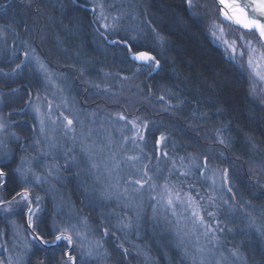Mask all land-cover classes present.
I'll list each match as a JSON object with an SVG mask.
<instances>
[{
	"label": "trees",
	"instance_id": "1",
	"mask_svg": "<svg viewBox=\"0 0 264 264\" xmlns=\"http://www.w3.org/2000/svg\"><path fill=\"white\" fill-rule=\"evenodd\" d=\"M101 5L105 21L117 23L112 18H119L115 30L101 27ZM223 23L215 0H194L191 9L186 0H0V27L12 26L0 38V122L7 125L0 130V155L9 153V170L21 166L22 159L25 167L24 158H30L33 166L25 168L46 177L36 182L30 173L24 183L13 172L7 187L0 189L1 200H11L24 187L41 196L35 232L51 240L57 229L75 225L90 243L84 253L93 251L83 264H195L188 236L178 243L161 218L144 211L135 217L128 203L120 207L113 199L104 200L82 160L79 167H70L68 157L58 151L44 152L31 105L41 92L42 78L23 55L34 52L83 108L107 102L123 116L138 121L143 116L149 122L142 127L141 143L149 164L146 177L154 178L157 187L176 166L168 157L172 161L178 153L187 163L199 158L200 167L192 164L196 173L187 187L200 189L204 202H215L208 211L217 220L213 234L218 249L215 254L206 247L207 259L264 264V91L253 85L245 62L231 58L214 39V24ZM224 26L229 35L242 31ZM109 40H127L133 52H151L160 67L153 71L148 63H136L124 45ZM21 61L15 74H3ZM161 135L166 139L158 145ZM205 161L221 176L227 170L223 185H214L216 201L202 181ZM13 204L11 211L0 212V259L8 252L21 256L22 264H64L67 244L46 247L31 241L27 205ZM249 214L254 227L248 226ZM129 220L130 227L121 233L120 222ZM82 238H76L81 249L86 242Z\"/></svg>",
	"mask_w": 264,
	"mask_h": 264
},
{
	"label": "rangeland",
	"instance_id": "2",
	"mask_svg": "<svg viewBox=\"0 0 264 264\" xmlns=\"http://www.w3.org/2000/svg\"><path fill=\"white\" fill-rule=\"evenodd\" d=\"M215 2L216 6H218L219 8L220 17L224 20V23L222 26L214 24L212 32L215 33V35H213L214 39L225 49V51L231 58L235 59L237 56L245 62L248 71L252 75V81L254 82L253 85H255V87H258V89L263 92L264 80H260L258 77H256L253 73V70L248 67L247 61L249 58V51L246 47V43L248 41H251L252 45L258 51H264V42L260 41L257 32L245 30L233 24L231 21H228L221 14V7L217 0H215ZM103 15L106 17V14ZM99 16H101V10H99ZM104 23L109 22L105 21V19H100V25L102 28ZM225 23L237 27L242 31L239 32L238 30L235 32V34L229 35L227 33V30L229 29L224 26ZM221 28H223V31H221ZM241 37H243V39H241ZM247 37L249 40L247 39ZM225 41H227L228 43L226 44ZM233 41H235L236 45L235 53H233L231 48L228 47V44H231ZM241 51H243L244 53L243 56H241L240 54ZM27 60H30L34 64L42 78L41 92L34 98L31 105L36 117L38 116L39 126L37 130H39L40 139L43 140L47 145L46 146L44 144V152L52 151L53 153H55L56 151H58V154H62L64 157L66 156L65 153H69V156L75 155L77 159L79 161L82 160L88 168L87 158L82 155L80 148L81 144L84 142L83 137H86L89 130H91V137H87V142L92 143V141H95L96 144L104 147V151L98 154L97 160L102 161L105 158H108L109 168H114V163L111 160V156L114 153L115 160L119 161V168L115 169L111 175H109V173L105 171L103 167H101L99 170L88 171V174L90 173L92 175V181H94V184L99 185L98 194L104 200H115L117 203H119L120 207H122L123 204L126 205L128 203V208L129 210L133 211L135 217H138L140 215V212L144 211L150 217L157 216L161 218L160 222H164L166 225H168V227L173 229L174 234H176L178 243L181 242V240L184 241L188 236L189 241H193L191 243L193 248L188 247V250H190L192 253V257L190 258V260H192L193 263L222 264L218 259L214 261L210 260L211 257L209 256V252L206 251V247H209L214 250L215 254H217L218 249L217 242L214 241L212 244L208 243L209 240H212L213 228L214 226L216 227L217 222L213 215H208V213H211L208 210L214 206L215 202H204L205 197L197 186L196 187L199 190H196L195 187H187L189 185V182H187L189 181L188 179H190V177L193 179V174L196 173V171L191 170L192 164L200 167L199 158L198 160L194 159L188 161L189 163H187L186 161L184 162V159L181 158V155L178 153H176V157L172 156V161H170L168 157V162L170 163V165L173 162L176 166L173 167L174 165H172V172L168 173L164 180L162 176L160 182L163 184V186H161V184L159 183L160 186L158 185L157 187V183L154 178L148 180L146 177V173H148L147 165L149 164H147L148 160L144 153V144L141 143L142 140L139 139V136L142 135V131L140 130L143 127L139 124V121L141 123H143V121L144 123L147 122V124H149V122L144 120L143 116L141 117L142 120L139 119V121L136 117L133 118L132 116H124L126 119L122 120V122H124L125 124L122 125L121 123L117 124L115 120H121L119 119V116L123 114H120L117 110H114V106H107V102H105V105L94 104L96 105L94 106V108L87 107V109H85L83 108V106L78 104L76 96L71 93V90L69 91L67 86H64V84L60 83L59 79H57L56 73H54L49 68V66H47L41 58H39V56L32 52L31 54H29V59L24 58V61L27 62ZM41 65H43V68L41 67ZM259 70L261 74L264 75V61H261ZM114 77L118 76L114 75ZM59 85L63 86L59 88ZM81 91H83V89ZM36 109H39V111L37 112ZM64 117L73 119V128L75 129L74 133L68 132L67 135L65 134L66 129L64 127V124L66 123V120L64 119ZM41 119H43L44 121L43 132H41ZM133 122L139 127L134 128ZM131 136L133 140H135V143H133ZM125 137H127L128 139L125 140ZM109 141H111V144H109ZM1 145L2 141L0 139V146ZM51 145H55V147L53 148L51 147ZM69 150L72 151L69 152ZM129 157H137V159L129 160ZM65 158H67V156ZM24 159L26 160L25 167L33 166L34 160L30 158ZM204 165L205 167L201 171V175L203 178L202 181L204 183H207V185H205V188L209 191H207L208 197L214 196V201H216V199H219L217 188H220V186L223 185L221 181L222 179L225 180V172L222 173L221 176V173L219 171H216L211 167L212 165L210 166L205 163ZM72 166L75 168L77 167L76 165H70V167ZM182 173H186V175H183ZM158 175H160V173ZM96 176L100 177L99 180L96 179ZM136 180L147 181V183H145L144 186L141 187L140 185L134 183V181ZM217 182L219 186L216 185V188L214 187V185ZM150 185H155V187L152 188L150 187ZM165 185H167V188L171 189L173 192H179L181 194V198L186 203L190 200L193 206L200 211L201 215H203L205 225L209 226L211 228V231H209L208 227L197 226L196 231L193 232V224L190 219V212L185 213L183 207H177L176 211L178 213V216L176 217H173L170 211L164 210L163 205L160 203V197L166 196L167 194ZM185 185L187 187L186 191L183 190ZM135 189H138V191ZM189 189H194L195 191H193L195 193L191 190L189 192ZM125 190H127V192H125ZM31 196L33 198V206L35 207V197L33 195ZM152 197H156V199H152ZM41 203L42 202L40 196L39 207L41 206ZM12 206H14V204H12ZM153 206L157 208V213L155 215L153 213ZM227 208H229V204H227ZM4 211L5 210L0 207V212ZM40 213L41 211H39L33 217V219H35ZM130 220L128 224L120 222L119 231H121V233L124 232L125 229L123 225H129L130 227ZM177 220H180L181 222L177 223ZM205 232H208L207 237L204 235ZM29 235L30 240L34 241L30 233ZM123 235V237L126 238L127 234L124 233ZM82 236V239L86 241L83 243L82 249L80 248L79 243L76 241V238L78 237H73L74 247L69 248V246L67 245L66 251H70L71 254L77 258L76 264H78V261L80 260L79 256L81 257V254L85 252L86 248L89 246L88 244H90L87 243V240L85 239L86 234L83 233ZM191 236L193 238H191ZM197 236H199V242H197L196 240ZM2 245L3 243L0 242V248ZM5 255L6 259H0V264L23 263V259L21 258V256L16 255L15 253L13 254L6 252ZM207 255L210 257V259L208 258L209 260L206 258L208 257ZM64 264H66V261H64Z\"/></svg>",
	"mask_w": 264,
	"mask_h": 264
},
{
	"label": "snow or ice",
	"instance_id": "3",
	"mask_svg": "<svg viewBox=\"0 0 264 264\" xmlns=\"http://www.w3.org/2000/svg\"><path fill=\"white\" fill-rule=\"evenodd\" d=\"M220 5L223 7L221 8V14L228 20V21H233L235 24L242 26V28L250 31H255L258 33L259 39L261 42H264V0H219ZM187 7L191 9L193 6V0H186ZM103 6L101 5V16L100 19H107L103 15ZM95 9H93L94 11ZM250 13H255V15H251ZM113 21H117V23H104L103 28L104 29H112L115 30L118 27V17H113ZM11 25H7L5 27H0V38L6 37V30L11 29ZM99 31V29H97ZM221 31H223V28H221ZM215 35V33H213ZM158 39L163 42L164 37L159 36V33H157ZM243 39V37H241ZM112 44H121L124 45L132 58L137 61L145 62L148 63L149 66L153 68V71H156L160 67V60L157 59L155 55H152L151 52L148 51H132V45L128 43L127 40H115V41H110ZM227 44L228 42L225 41ZM228 47L231 48L232 52H236V45L235 41H233L231 44H228ZM246 47L249 51V58L247 61L248 67L253 70V73L256 77H258L260 80H264V75L261 74L260 72V66H261V61H264V51H258L253 45L251 41H248L246 43ZM241 56H243V51H241ZM24 56L26 59H29V53L25 52ZM24 64V61H21L20 64H17L15 68L11 70L10 73H3L5 76H8L10 74H15L17 70L21 69L22 65ZM43 68V65H41ZM12 91H15L13 89ZM253 91H255V88H253ZM161 100H163V97H160ZM38 112L39 109H36ZM66 120V123L64 124V127L66 129V135L68 132H75V129L73 128V119L64 117ZM119 119L124 120L126 119L123 115L119 116ZM41 124V132L44 131V121L41 119L40 121ZM7 127L6 124L3 122H0V130H4ZM133 127L138 128L139 126L136 125L133 122ZM143 127L147 128V122L144 123ZM87 137H91V130L87 133L86 137H83V143L81 144V153L84 157L87 158V163H88V168L85 169L84 171H90V170H99L101 167L105 169L109 173V175L112 174V172L115 169L119 168V161L115 160V154L113 153L111 156V160L114 163V168H109L108 166V158H105L102 161L97 160V156L99 153H102L104 151V147L101 145L96 144L95 141H92V143L87 142ZM128 138L125 137V140ZM140 140H143L144 137L141 135L139 136ZM166 139L165 136L161 135L159 140H157V144H161L164 140ZM223 143V140L220 141ZM39 143V141H37ZM133 143H135V140H133ZM109 144H111V141H109ZM51 147H55V145H51ZM72 150H69L71 152ZM65 155L68 157V160L66 163L69 165H76L77 167L79 166V160L75 155L69 156V153H65ZM164 155H167L165 152ZM129 160H135L137 157H129ZM9 161V153H3L0 155V189L6 188L8 185L9 180L11 179L12 173L14 172L16 175H18L21 179L22 182L27 183V177L31 173L35 177L36 182H40L42 180H45L46 177L42 176H36L34 173H32L31 168H25L23 166L24 161L22 159L21 166L15 168L14 170H9L6 168V164ZM207 162L205 161V164ZM55 167V166H53ZM52 168L49 169V174L52 173ZM226 173L227 170H225V178H226ZM183 175H186V173H182ZM99 176H96V179L99 180ZM151 177H149V180ZM135 184L140 185L141 187L144 186L147 181H142V180H136L134 181ZM150 187L154 188L155 185H150ZM166 189V196H161L160 197V203L163 205L164 210L170 211L173 217L178 216V213L176 211L177 207H183L184 212L188 213L190 212V219L193 224V229L192 231H196L197 226H203V227H208L209 231H211V228L209 226L205 225V221L203 218V215H201L200 211L197 210L196 207L193 206V204L190 202H185L181 198V194L179 192H173L171 189L167 188V185H165ZM138 191V189H135ZM229 191L231 189L229 188ZM127 192V190H125ZM152 199H156V197H152ZM36 205L35 207L33 206V198L31 196L30 190L28 187H24L21 191H18L15 193V195L12 197L11 200L9 201H4L0 200V207H2L5 211H11V206L13 203L17 202H23L26 203L27 205V222L29 227L35 231V225H34V219L33 217L41 211L39 207V201L40 197L36 196ZM153 213L154 215L157 213V208L153 206ZM209 216L214 215L213 213H208ZM250 216V214H249ZM180 220H177V223H180ZM129 225H123V227H128ZM249 227H254L255 226V218L250 216V223L248 225ZM105 235H107L108 230L105 229ZM257 231H260L258 228ZM179 232V230H178ZM264 235V232L261 233ZM76 237H81V233L76 230V226L72 225L71 230L69 228H63V229H57V233L53 235V238L51 240L45 239L44 235H41L37 233L33 239L35 242L48 246L52 245L55 246L61 242H66L69 248L74 247V240L73 236ZM204 235L207 237L208 232H205ZM197 242H199V236L196 237ZM214 241H217V238L213 234L212 240H209L208 243L212 244ZM101 245L98 244V247ZM83 247V245H81ZM233 254L235 255V250H233ZM93 255V251L89 249L86 253L81 254V261L83 264L84 256L91 257ZM66 264H76V257H74L70 251H65V257H64Z\"/></svg>",
	"mask_w": 264,
	"mask_h": 264
},
{
	"label": "water",
	"instance_id": "4",
	"mask_svg": "<svg viewBox=\"0 0 264 264\" xmlns=\"http://www.w3.org/2000/svg\"><path fill=\"white\" fill-rule=\"evenodd\" d=\"M74 1H76V0H74ZM217 2L219 3V0H217ZM241 2H243V0H241ZM219 5H220V3H219ZM220 7L222 8V5H220ZM251 15H255V13H250ZM233 24H235L233 21H231ZM235 25H237V24H235ZM237 26H239V27H241L242 28V26H240V25H237ZM244 29V28H243ZM246 30V29H245ZM110 41L111 40H109V43H110ZM130 58H131V60H133V61H135L136 63H145V62H141V61H137V60H134L133 58H132V56L130 55ZM26 214L28 215V213L26 212ZM27 229H28V231H29V233L31 234V237L33 238L37 233L35 232V231H33L30 227H29V225H28V222H27ZM44 246V245H43ZM46 247H52V245H48V246H46Z\"/></svg>",
	"mask_w": 264,
	"mask_h": 264
},
{
	"label": "flooded vegetation",
	"instance_id": "5",
	"mask_svg": "<svg viewBox=\"0 0 264 264\" xmlns=\"http://www.w3.org/2000/svg\"><path fill=\"white\" fill-rule=\"evenodd\" d=\"M139 130H140V129H139ZM140 131H142V129H141ZM142 134L144 135V132H143Z\"/></svg>",
	"mask_w": 264,
	"mask_h": 264
},
{
	"label": "bare ground",
	"instance_id": "6",
	"mask_svg": "<svg viewBox=\"0 0 264 264\" xmlns=\"http://www.w3.org/2000/svg\"><path fill=\"white\" fill-rule=\"evenodd\" d=\"M223 7V6H222Z\"/></svg>",
	"mask_w": 264,
	"mask_h": 264
}]
</instances>
